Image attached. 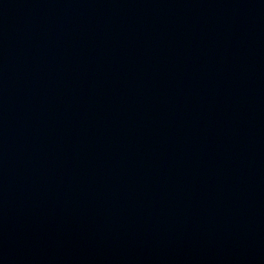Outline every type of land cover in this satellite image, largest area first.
Here are the masks:
<instances>
[{
  "label": "water",
  "instance_id": "obj_1",
  "mask_svg": "<svg viewBox=\"0 0 264 264\" xmlns=\"http://www.w3.org/2000/svg\"><path fill=\"white\" fill-rule=\"evenodd\" d=\"M0 264H264V0H0Z\"/></svg>",
  "mask_w": 264,
  "mask_h": 264
}]
</instances>
